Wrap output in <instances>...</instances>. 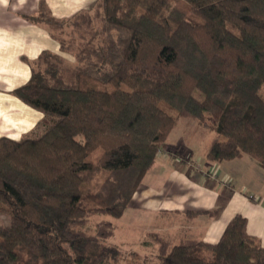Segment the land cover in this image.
Segmentation results:
<instances>
[{"label": "trees", "instance_id": "obj_1", "mask_svg": "<svg viewBox=\"0 0 264 264\" xmlns=\"http://www.w3.org/2000/svg\"><path fill=\"white\" fill-rule=\"evenodd\" d=\"M29 19L76 61L44 50L12 91L44 116L0 137V264L117 262L114 224L91 220L125 214L181 117L215 133L208 160L264 168V0H97L69 18L40 0ZM158 241L156 264H264L242 214L217 242Z\"/></svg>", "mask_w": 264, "mask_h": 264}, {"label": "crops", "instance_id": "obj_2", "mask_svg": "<svg viewBox=\"0 0 264 264\" xmlns=\"http://www.w3.org/2000/svg\"><path fill=\"white\" fill-rule=\"evenodd\" d=\"M45 1L51 13L58 18H69L81 10L91 9L97 2ZM39 6L40 0L0 2V137L20 139L44 116L12 92L30 78V61L44 50L65 54L46 25L29 19L31 15L37 14ZM205 164H208L212 178L202 171L206 177L194 174L195 179L198 177L192 183L197 188L194 196L150 197L151 205L147 208H160L171 213L191 214L200 211L199 214H191L194 222L188 226L192 229L188 231L192 235L188 236L209 242H217L228 222L236 214H242L247 217L249 234L264 246V168L248 154L223 162L205 161Z\"/></svg>", "mask_w": 264, "mask_h": 264}, {"label": "rangeland", "instance_id": "obj_3", "mask_svg": "<svg viewBox=\"0 0 264 264\" xmlns=\"http://www.w3.org/2000/svg\"><path fill=\"white\" fill-rule=\"evenodd\" d=\"M60 55L67 62L76 61L69 52ZM195 95L202 97L199 90L195 91ZM214 136V132L205 129L194 118L181 117L161 148L155 165L147 172L134 194L133 201L125 214L120 218L102 214L92 218L89 225L91 233L95 232L97 223L103 220H111L115 226L114 236L107 242L117 245L121 255L113 264H156L158 236L172 243H178L189 237L188 235H192L188 232L192 230L188 226L194 222L190 212L171 213L160 208L157 210L147 207L151 205L150 197L161 195L163 198L166 195L181 194L194 196L193 193L197 188L192 183L198 180V177L195 179L194 174L206 177L203 173L211 172L205 161L211 162L206 154ZM208 178H212L211 173ZM10 222V215L0 213V225L5 226Z\"/></svg>", "mask_w": 264, "mask_h": 264}, {"label": "snow or ice", "instance_id": "obj_4", "mask_svg": "<svg viewBox=\"0 0 264 264\" xmlns=\"http://www.w3.org/2000/svg\"><path fill=\"white\" fill-rule=\"evenodd\" d=\"M0 2H2V3H6V0H0Z\"/></svg>", "mask_w": 264, "mask_h": 264}]
</instances>
